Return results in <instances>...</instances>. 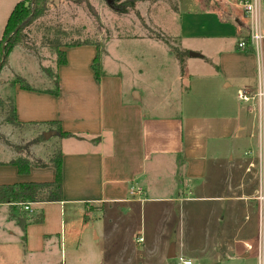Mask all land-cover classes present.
<instances>
[{
  "label": "crops",
  "instance_id": "crops-1",
  "mask_svg": "<svg viewBox=\"0 0 264 264\" xmlns=\"http://www.w3.org/2000/svg\"><path fill=\"white\" fill-rule=\"evenodd\" d=\"M19 1L0 0V39ZM234 2L216 5V9L225 26L233 27L238 42L240 36L246 35L243 29L246 27L249 33V27L244 23L243 9ZM262 27L264 29V14ZM64 50L67 62L55 66L59 82L57 93L51 92L55 88L51 85H33L35 89L22 88L20 83L10 85L19 122L39 125L43 128L40 135L50 130L57 132L48 124L58 121L63 131L76 135L62 137L57 133L52 136L63 153L64 197L62 201L30 204L32 213L43 217L39 222L28 223L24 233V253L29 257H43L53 250L55 236L63 246L66 208L69 206L113 207L140 202L144 210L150 203L162 204L164 210L158 207L160 213L167 214L171 207L173 213L181 217L185 203L196 199L233 202L211 215L212 220L221 221L218 232L221 235L231 220L226 210L233 213L234 209L243 207L245 221L254 220L257 237L255 244L247 239L243 241L246 253L242 256H249L256 250L258 257L261 228L260 204L256 199L261 185L257 170L259 155L258 149L248 144L247 138L242 139L249 129L252 108L238 102L239 90L256 91L259 57L255 50L245 52L237 48V43L226 46L219 43L206 50L183 48L189 51L185 57V74H179L173 83L175 86L181 82L183 115H160V107L154 102L158 86L153 82L146 86L148 79L141 75L137 80L143 83V90L137 89V83L127 89L123 78L105 66L112 57L107 47L102 56L104 75L100 79L92 68L97 54L94 44ZM9 66L12 64L6 67ZM144 89L152 91L153 101H147V105ZM147 96L151 95L147 92ZM249 137L254 139L255 134L251 133ZM234 143L240 146L239 152L233 147ZM43 147L40 144L36 158L47 157L40 150ZM14 158H17L16 154L0 158V184L55 179L52 166H33L29 173H20L17 165L9 163ZM251 163L253 167H249ZM192 180L199 182V196L186 195L187 191L192 192ZM135 184L144 187L143 198L130 195V188ZM0 207L5 208L0 218V238L4 239L7 233L14 234V229L7 224H18L11 218L9 203H0ZM141 237L135 238L137 243L148 239L146 236L138 241ZM7 241L4 239L2 243ZM172 241L176 243L177 253L178 237L168 235L167 246ZM220 241L223 246L224 240ZM246 242L253 248H246ZM40 264H44L43 261L40 260Z\"/></svg>",
  "mask_w": 264,
  "mask_h": 264
},
{
  "label": "rangeland",
  "instance_id": "rangeland-1",
  "mask_svg": "<svg viewBox=\"0 0 264 264\" xmlns=\"http://www.w3.org/2000/svg\"><path fill=\"white\" fill-rule=\"evenodd\" d=\"M81 1L49 0L46 15L25 30L30 46L16 47L10 54L12 67L1 69L0 158L16 154V157L35 159L40 144L45 146L40 150L47 157L60 148L54 137L40 139L43 128L37 124L8 123L2 108L10 105V85L16 84L20 77L34 86L54 87L58 54L46 43L47 37L57 38L62 44L78 40L98 41L102 49L107 47L112 57L105 66L123 78L127 89L134 83H137L138 90L142 89L143 83L137 80L140 75L148 79L146 86L152 82L158 86L154 102L160 107V115H183L181 82L173 85L175 78L181 75L175 50H206L219 43L225 46L237 43L233 27L225 26L216 9V5L230 4L233 0H148L138 2L136 8L128 12H120L121 4L126 0H114L113 6L106 0ZM242 14L250 32L244 10ZM243 30L248 34L246 27ZM60 48L64 50L66 47ZM262 56L264 59V40ZM186 81L190 83L189 79ZM258 87L259 81L256 91ZM144 91L147 105V101H153L152 91ZM147 92L151 96H147ZM260 93L257 99L249 102L239 99L238 102L243 107L252 108L249 129L242 139L247 138L248 144L258 149L257 170L261 169L260 187L264 189V80ZM251 133L255 134L254 139H249ZM233 147L239 152L237 143ZM192 184V192L187 191L186 195L199 196V182L192 180ZM230 203L233 202L195 199L185 203L181 217L169 206L167 214L160 213L158 207L164 210L162 204L150 203L144 210L140 202L113 207L69 206L66 208L63 246L55 236L56 244L51 252L40 258L29 257L24 253V231L10 222L7 226L14 229V234L5 235L6 244L0 238V264H40V260L44 264H184L181 257L190 259L191 264H258L256 250L249 256H242L246 253L243 241L247 239L255 244L257 237L254 220L245 221L243 207L234 209L233 213L226 210L231 220L225 225L223 235L218 234L221 221L211 219L212 214ZM4 209L0 207V218ZM27 211L32 213L30 208ZM99 234L100 238H95ZM168 235L178 237L175 257L168 256L170 246H176L174 241L167 246ZM137 236H143V240L147 236L148 239L137 243ZM220 240H224L223 246Z\"/></svg>",
  "mask_w": 264,
  "mask_h": 264
},
{
  "label": "trees",
  "instance_id": "trees-1",
  "mask_svg": "<svg viewBox=\"0 0 264 264\" xmlns=\"http://www.w3.org/2000/svg\"><path fill=\"white\" fill-rule=\"evenodd\" d=\"M76 3H81V0H70ZM148 0H126L121 4L122 9L120 12H128L129 9H135L138 2H144ZM150 1V0H149ZM33 0H21L14 7L11 12L9 19L6 23L4 34L0 39V61L3 58V50L2 47L5 45V59L2 63L0 71L3 67L8 66L10 64V54L13 50L18 47H29L30 43L28 42L27 36L25 34V30L29 27L33 22L38 19L44 17L48 11L49 0H35L32 5ZM30 18L22 24L28 17ZM22 24V25H21ZM19 29L15 31L17 28ZM162 37L158 36L157 38ZM241 39L237 42V48L243 50L245 52H253L254 48L251 44V38L249 33L246 35L240 36ZM243 40L245 42V47L240 48L239 42ZM46 43L49 44L52 48H54L58 54L57 64H65L67 62L66 51L62 50L60 47H73L82 44H94L97 48V54L93 60L92 68L95 72L97 79H100L104 75V70L102 67V56L106 53V49H102L101 45L98 41H89V40H78L72 41L68 43L62 44L57 38H46ZM173 49V48H172ZM177 54V58L181 65V73L185 74V57L189 55L188 50H175ZM50 70V69H49ZM15 83H20L22 88L25 89H35L33 85H31L27 80L23 77H20L18 81ZM14 85V83L12 84ZM54 86L55 88L51 91L53 93H57L59 82L56 78V74L54 77ZM11 103L7 107L2 106L3 111L6 114V119L8 123L22 125V122H19L16 119V108L14 99H10ZM1 104V103H0ZM35 124V123H32ZM50 129H55L62 137H71L76 136L72 132L63 131L60 122L52 121L49 122ZM40 139H45L44 133L39 135ZM2 164V162H0ZM9 163H13L17 165L20 173H29L31 167H47L52 166L55 168V179L53 181H45V182H17L13 184H0V203H9L11 210V218L14 219L17 224L22 228V230L26 231V227L28 223L33 221H41V214L29 213L27 209H25V205L29 203L35 202H50V201H62L64 197V188H63V153L60 148L56 152L50 154L47 158H35V159H26L22 157H17L12 159ZM21 205V206H20ZM22 208L23 210H21ZM20 209V212H16ZM25 238V236H24Z\"/></svg>",
  "mask_w": 264,
  "mask_h": 264
},
{
  "label": "built area",
  "instance_id": "built-area-1",
  "mask_svg": "<svg viewBox=\"0 0 264 264\" xmlns=\"http://www.w3.org/2000/svg\"><path fill=\"white\" fill-rule=\"evenodd\" d=\"M234 3L244 10V13L249 19V23H250L249 35L251 38V44L253 45V48L259 57L258 90L255 92H250L245 89H241L238 91V98L241 101L249 102L250 100L257 99L259 96H261L260 92L261 89H263L264 59L262 56V52H263L264 32L262 27V15L264 13V0H235ZM245 45L246 44L243 40L239 42L240 48H244ZM253 166H254L253 163L249 165V167H253ZM259 175H261V169L259 171ZM144 194H145L144 187L137 184L131 186L130 195L132 197L142 198ZM256 199L260 204V215H261V228H260L259 243H258V264H264V189H261V187L260 190L258 191ZM29 208H30L29 205H25V209H29ZM142 240H143L142 237L138 238V241H142ZM245 246L248 249L253 248V245L248 242L245 243ZM181 260H183L184 264L192 263L190 260L184 259L182 257Z\"/></svg>",
  "mask_w": 264,
  "mask_h": 264
},
{
  "label": "water",
  "instance_id": "water-1",
  "mask_svg": "<svg viewBox=\"0 0 264 264\" xmlns=\"http://www.w3.org/2000/svg\"><path fill=\"white\" fill-rule=\"evenodd\" d=\"M107 1V3L110 5V6H113V4H114V0H106ZM34 2H35V0H33V2H32V5L34 4ZM29 19V18H28ZM28 19H26L24 22H22V24H24ZM21 24V25H22ZM19 29V27L15 30V31H17ZM5 45H6V43L4 44V46H3V58H2V61L0 62V67H1V65H2V63H3V61H4V59H5ZM190 54H193V55H197V53H194V52H190ZM58 132H56V131H53V130H50V131H46V132H44V137L46 138V139H49L50 137H52L53 135H56ZM168 256L169 257H175L176 256V250H175V245H171L170 246V250H169V254H168Z\"/></svg>",
  "mask_w": 264,
  "mask_h": 264
}]
</instances>
